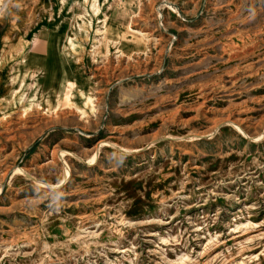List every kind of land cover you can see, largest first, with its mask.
<instances>
[{
  "label": "rangeland",
  "instance_id": "1",
  "mask_svg": "<svg viewBox=\"0 0 264 264\" xmlns=\"http://www.w3.org/2000/svg\"><path fill=\"white\" fill-rule=\"evenodd\" d=\"M0 36L35 71L0 111V264H264V0H0Z\"/></svg>",
  "mask_w": 264,
  "mask_h": 264
},
{
  "label": "bare ground",
  "instance_id": "2",
  "mask_svg": "<svg viewBox=\"0 0 264 264\" xmlns=\"http://www.w3.org/2000/svg\"><path fill=\"white\" fill-rule=\"evenodd\" d=\"M103 23H105V19H103ZM105 25L106 24H104V30L102 31L100 37L93 43L92 52L94 57L99 56L100 54H105L109 46L111 45L112 40L114 41V43L117 42V40L110 37V34L107 32L108 30L106 31ZM125 28L127 32H134L129 25H127ZM136 32L140 33L137 30ZM140 37L141 36H139L138 38ZM78 48L79 40L76 34L67 35L61 44V49L65 56H67L66 54L68 52L72 54ZM118 48H120L122 52L124 48L133 50V48L128 43L122 40L119 41ZM29 51V43L27 41L23 43L19 42L13 45H6L4 38H1L0 36V111H3L4 113L11 110V108L24 97L23 88L26 86V84H28L30 78L35 77V71L30 70L28 66H25L27 64ZM13 54H15L17 58L15 66L10 65L9 63L11 55ZM70 54L68 55L70 56ZM59 78L60 77L58 75L54 77V79H56L57 81H59ZM60 87L62 88V91L64 89L63 93L65 97H76L77 95H80L81 97H83V103L85 104V106L88 107L92 103L91 96L88 93L84 92V90L78 91L77 87H75L74 81L69 76H65V78L60 79ZM45 101L50 109H54L53 101L51 99L46 98ZM20 169L13 168V171L16 173L20 171ZM66 169L65 172H67Z\"/></svg>",
  "mask_w": 264,
  "mask_h": 264
}]
</instances>
